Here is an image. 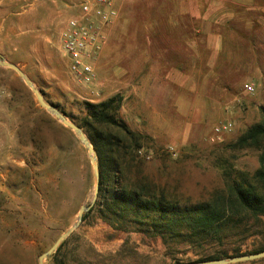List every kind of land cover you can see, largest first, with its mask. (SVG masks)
<instances>
[{
    "label": "rangeland",
    "instance_id": "obj_1",
    "mask_svg": "<svg viewBox=\"0 0 264 264\" xmlns=\"http://www.w3.org/2000/svg\"><path fill=\"white\" fill-rule=\"evenodd\" d=\"M78 2L0 0V53L47 102L78 124L86 102L122 94L120 118L153 138L143 150L151 174L183 200H200L223 187L229 165L256 170L257 150L226 146L262 118L264 0H198L214 11L209 21L178 15V0H125L91 86L70 73L62 51L66 21ZM169 19L180 25L170 26ZM208 32L220 36L212 58ZM152 33H180L186 41H148ZM161 52L186 71L185 84L171 83L169 97L166 90L158 98L142 90L145 99L136 105L134 80L147 76L139 71ZM247 82L256 83L254 94L244 92ZM224 123L231 129L215 132ZM94 186L89 153L74 131L41 107L15 70L0 66V264H39V256L77 221L80 207L91 203ZM86 215L45 264H176L197 258L180 250L173 255L161 237L118 228L97 208ZM263 244L264 236L252 237L242 252ZM247 264H264V258Z\"/></svg>",
    "mask_w": 264,
    "mask_h": 264
},
{
    "label": "trees",
    "instance_id": "obj_2",
    "mask_svg": "<svg viewBox=\"0 0 264 264\" xmlns=\"http://www.w3.org/2000/svg\"><path fill=\"white\" fill-rule=\"evenodd\" d=\"M123 101L118 93L98 103L86 102L87 113L78 123L94 146L100 167L98 199L86 213L97 208L118 228L161 237L173 255L179 250L183 255L193 253L197 258L192 262L264 251L263 244L242 252L250 238L264 236V107L261 120L226 146L257 150L256 170L229 165L223 170V187L192 201L177 197L166 182L151 174L143 150L153 138L120 118Z\"/></svg>",
    "mask_w": 264,
    "mask_h": 264
},
{
    "label": "built area",
    "instance_id": "obj_3",
    "mask_svg": "<svg viewBox=\"0 0 264 264\" xmlns=\"http://www.w3.org/2000/svg\"><path fill=\"white\" fill-rule=\"evenodd\" d=\"M119 0H79L76 12L66 21L62 35V51L70 73L87 86L97 78L95 62L108 40L111 25L119 16ZM246 94H254V82L244 84ZM232 125L224 123L215 128L221 133Z\"/></svg>",
    "mask_w": 264,
    "mask_h": 264
},
{
    "label": "crops",
    "instance_id": "obj_4",
    "mask_svg": "<svg viewBox=\"0 0 264 264\" xmlns=\"http://www.w3.org/2000/svg\"><path fill=\"white\" fill-rule=\"evenodd\" d=\"M179 7H178V15H190L191 17H194L196 20H205L209 21L214 13L210 7H207L206 10L202 9L200 7L198 0H178ZM124 3L125 0H119L118 2V10H119V16L114 21V23L111 25L110 29L113 27L115 28L116 25L119 23L122 15H123V9H124ZM169 25L176 27L180 25L179 19H169ZM110 29L108 32V37L110 35ZM196 30V29H195ZM198 32H201L200 29L197 30ZM196 37V35H194ZM199 38L201 37V33L197 34ZM160 38L161 40H177V41H186L184 34H173L170 35L169 33H152L151 35H148L146 39L148 41H154L158 40ZM205 41L208 43V48L212 55L217 53V49L213 46L212 43H216L220 41L219 34L215 32H208L207 35H205ZM104 49V48H103ZM103 51V50H102ZM102 53V52H101ZM101 53L98 56V59L101 55ZM140 73L144 72L146 73V77L141 79V81H135L134 80V97L136 100V105L140 104L144 99L145 95L142 90L148 91L146 94L152 95L153 93L157 95L156 97H161L163 93L170 95V85L171 83L174 84L176 88H180L185 84V70H182L180 67V64H171L170 60L168 59L167 55L161 52L160 54L153 55L152 58L148 59L146 64L143 66L142 70L139 71ZM152 90V91H151ZM140 91V92H138ZM150 92H152L150 94ZM169 95L167 97H169ZM172 95V94H171ZM141 130V129H140ZM260 260V259H258ZM250 261L246 262H239L234 264H247Z\"/></svg>",
    "mask_w": 264,
    "mask_h": 264
},
{
    "label": "water",
    "instance_id": "obj_5",
    "mask_svg": "<svg viewBox=\"0 0 264 264\" xmlns=\"http://www.w3.org/2000/svg\"><path fill=\"white\" fill-rule=\"evenodd\" d=\"M0 66L8 67L15 70L23 79L25 84L32 90L41 107H43L48 113H50L55 119L61 122L64 126L74 131L79 141L87 149L91 163L93 165L95 186H94V195L92 201L89 205H82L80 207L77 221L68 230L63 232L49 249H47L39 256V264H45V261L48 258H50L54 253H56L59 247L63 244V242L72 234V232L75 229H77L81 225V223L83 222L84 214L92 208V206L95 204L96 200L98 199L99 184H100V167H99L98 157L94 146L92 145L89 137L87 136L83 128L80 125L76 124L75 122L69 120L67 116L64 113H62L55 105L47 102L41 90L37 88L35 83L29 78V76L18 65L7 61L1 55V53H0ZM262 258H264V251L241 255V256L227 257V258H221V259H215L209 261L182 263V264H234L239 262L258 260Z\"/></svg>",
    "mask_w": 264,
    "mask_h": 264
}]
</instances>
